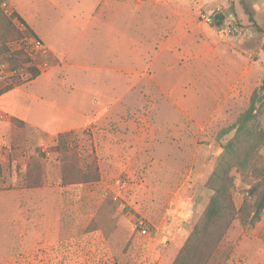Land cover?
Segmentation results:
<instances>
[{"label":"rangeland","instance_id":"rangeland-1","mask_svg":"<svg viewBox=\"0 0 264 264\" xmlns=\"http://www.w3.org/2000/svg\"><path fill=\"white\" fill-rule=\"evenodd\" d=\"M246 1L262 30L241 0L0 3L51 54L0 95V264L175 263L236 130L221 131L264 92V0ZM13 117L26 122L21 170L37 186L21 185L11 159ZM59 134L80 161L62 162ZM230 174L226 225L211 228L218 264H264V208L249 223L254 178Z\"/></svg>","mask_w":264,"mask_h":264},{"label":"trees","instance_id":"trees-1","mask_svg":"<svg viewBox=\"0 0 264 264\" xmlns=\"http://www.w3.org/2000/svg\"><path fill=\"white\" fill-rule=\"evenodd\" d=\"M3 0H0V3ZM249 18L254 25L262 30L259 22L255 18L246 0H241ZM23 22V18L16 12L12 14ZM0 21L3 28L0 32L2 41L0 43V64L5 65L8 76L0 82V95L17 87L18 85L33 81L41 74L40 61L45 57H51L50 52L43 45L42 40L29 26L25 24V29H20L12 18L0 8ZM223 16L216 14L215 22L221 23ZM26 39L23 44H18L19 40ZM17 42V43H16ZM38 45L36 48L35 46ZM264 49V47H263ZM261 110L256 111L255 99L250 107L242 112L237 121L223 129L222 135L230 133L235 129L234 137L223 145L224 152L219 156L218 162L207 180L205 186L213 191L207 206L203 223L196 225L188 237L184 247L178 254L174 264H218L219 244L223 237L212 232L211 228L222 227L225 221L222 215L228 209L227 203L232 201V189L234 187V177L230 174L233 167L245 177L252 176L254 183L250 192L255 196L252 208L250 225L260 220L261 211L264 208V158L258 154L259 148L264 144V130L256 123ZM13 132L17 135L19 142H12V161L16 163L17 174L21 185L37 186L39 182H26L28 170H21V161L27 158L26 142L19 137V132L26 128V122L20 118H12ZM65 135L59 134L57 140L62 148V162L80 161L79 155L72 153L65 143ZM64 143V144H63ZM66 164V163H65ZM28 165V164H27ZM21 170V171H20ZM21 173V174H20ZM222 221V222H221ZM220 223H222L220 225ZM224 225H226L224 223Z\"/></svg>","mask_w":264,"mask_h":264},{"label":"water","instance_id":"water-1","mask_svg":"<svg viewBox=\"0 0 264 264\" xmlns=\"http://www.w3.org/2000/svg\"><path fill=\"white\" fill-rule=\"evenodd\" d=\"M263 103H264V92L256 100V109L260 108V106Z\"/></svg>","mask_w":264,"mask_h":264},{"label":"built area","instance_id":"built-area-1","mask_svg":"<svg viewBox=\"0 0 264 264\" xmlns=\"http://www.w3.org/2000/svg\"><path fill=\"white\" fill-rule=\"evenodd\" d=\"M207 21L210 22L211 21V18L208 17L207 18ZM145 226H147L146 224H144ZM141 230L145 233L147 231V229L144 227V226H141Z\"/></svg>","mask_w":264,"mask_h":264}]
</instances>
